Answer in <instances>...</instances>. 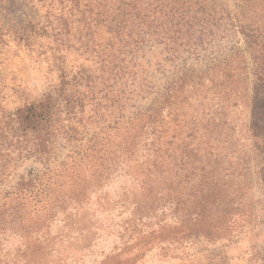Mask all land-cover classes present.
<instances>
[{
  "label": "trees",
  "instance_id": "trees-1",
  "mask_svg": "<svg viewBox=\"0 0 264 264\" xmlns=\"http://www.w3.org/2000/svg\"><path fill=\"white\" fill-rule=\"evenodd\" d=\"M58 2L82 8L100 74L70 76L61 68L59 84L43 97L14 112L0 106V184L25 159L42 164L0 188V264H85L83 256L102 242L98 264H144L152 250L161 259L181 258L191 235L181 230L180 176L205 148L197 125L181 117L180 93L198 86L230 92L233 106L246 97L253 121H261L264 11L249 0H235L234 9L227 0ZM35 28L28 21L24 39ZM99 29L104 43L94 40ZM236 34L244 45L229 44ZM154 44L164 55L160 73L167 62L187 64L208 48L219 52L152 90L143 59ZM2 45L0 36V55ZM147 91L150 104L127 114Z\"/></svg>",
  "mask_w": 264,
  "mask_h": 264
},
{
  "label": "rangeland",
  "instance_id": "rangeland-1",
  "mask_svg": "<svg viewBox=\"0 0 264 264\" xmlns=\"http://www.w3.org/2000/svg\"><path fill=\"white\" fill-rule=\"evenodd\" d=\"M227 2L231 9L235 8V0ZM249 3L264 11V0ZM28 21L37 31L29 41L24 39ZM65 21L69 30L65 29ZM0 36L3 39L0 106L7 112H14L55 89L61 68L70 76L100 74L98 52L88 47L82 8L77 10L70 4L64 8L58 0H0ZM104 36V30L99 29L93 37L97 43H104ZM234 42L244 45L240 34L235 35V40L233 35L229 44ZM218 52L208 48L200 58L190 59L187 64L167 62L165 71L160 73L164 55L158 45H152L143 59L150 66L149 79L155 82L152 90L168 86L180 68L203 67ZM143 76L146 78L145 72ZM200 89L198 86L180 93L179 109L186 125H197V142L205 148L196 157V163L181 172L177 191L185 224L181 230L191 236L185 240L181 258L161 259L157 250H152L144 264H264L263 113L262 120L255 123L246 97L233 106L234 96L230 92ZM250 95L251 91L248 98ZM152 99L153 94L147 91L145 98H136L127 114L137 107L145 108ZM68 149L63 146L60 152L67 153ZM41 167L34 158L23 160L0 188H12L31 169ZM114 240L115 234H110L106 242L112 246ZM104 246L102 242L96 252L83 256V262L98 264L104 257L101 254Z\"/></svg>",
  "mask_w": 264,
  "mask_h": 264
}]
</instances>
